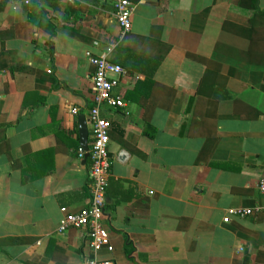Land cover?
Wrapping results in <instances>:
<instances>
[{"label": "crops", "instance_id": "0c3cea01", "mask_svg": "<svg viewBox=\"0 0 264 264\" xmlns=\"http://www.w3.org/2000/svg\"><path fill=\"white\" fill-rule=\"evenodd\" d=\"M129 1L123 35L110 0H0V264L90 257L83 230L58 228L89 201L86 53L111 45L125 106L106 115L113 251L99 259L264 264V0ZM230 208L258 212L225 224Z\"/></svg>", "mask_w": 264, "mask_h": 264}, {"label": "built area", "instance_id": "2783aa9c", "mask_svg": "<svg viewBox=\"0 0 264 264\" xmlns=\"http://www.w3.org/2000/svg\"><path fill=\"white\" fill-rule=\"evenodd\" d=\"M114 8L116 23L127 33L131 28V15L133 4L129 0H110ZM15 5L29 7L31 0H13ZM113 45L107 48L101 56L86 53L88 62L94 67L92 76V102L88 109L87 126L91 143L88 145L89 153V181L90 197L86 207L78 212H69L61 208L63 216L58 232L64 233L68 229L83 230L88 241L90 257L84 264H114L111 260H100L101 251L111 253V244L108 229L105 224L106 188L110 177L111 158L109 155V129L111 127L107 116L109 112L124 108L122 98L115 94L120 79L125 75L124 69L108 60ZM77 115L78 110H71ZM78 156L84 158V152L79 149ZM257 188L264 194V177L258 181ZM258 209H227L223 223L227 224L232 218H246L253 216Z\"/></svg>", "mask_w": 264, "mask_h": 264}, {"label": "water", "instance_id": "95a60500", "mask_svg": "<svg viewBox=\"0 0 264 264\" xmlns=\"http://www.w3.org/2000/svg\"><path fill=\"white\" fill-rule=\"evenodd\" d=\"M78 128H79V141H80V149L84 152V160L85 162L89 158L88 153V128L86 119L83 115L78 116ZM123 157V156H121Z\"/></svg>", "mask_w": 264, "mask_h": 264}, {"label": "trees", "instance_id": "16d2710c", "mask_svg": "<svg viewBox=\"0 0 264 264\" xmlns=\"http://www.w3.org/2000/svg\"><path fill=\"white\" fill-rule=\"evenodd\" d=\"M256 2H257V0H239V6H241L243 8H247L249 10H255L256 9Z\"/></svg>", "mask_w": 264, "mask_h": 264}]
</instances>
